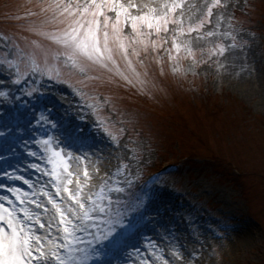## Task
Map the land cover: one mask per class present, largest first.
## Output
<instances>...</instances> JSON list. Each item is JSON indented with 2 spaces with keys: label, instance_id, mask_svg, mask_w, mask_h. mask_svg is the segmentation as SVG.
<instances>
[{
  "label": "rangeland",
  "instance_id": "rangeland-1",
  "mask_svg": "<svg viewBox=\"0 0 264 264\" xmlns=\"http://www.w3.org/2000/svg\"><path fill=\"white\" fill-rule=\"evenodd\" d=\"M213 2L184 0V23H170L169 32L161 31L160 38H166L162 47L149 44L145 51L143 45L135 44L138 57L129 47L135 71L117 53L131 83L114 72L90 67L88 74L100 79L85 82L87 87L81 88L85 98L73 90L81 79L78 72L73 75L62 69V79H71L72 84L31 72L16 82L17 68L25 72L33 52L40 46L56 45L32 30H50L40 24L42 15H27L39 12L41 0H0V69L6 73L4 80L17 85L24 99H38L49 84L67 87L79 104L77 109H84L82 125L90 124L88 135L106 137L120 150V159L106 168L107 176L97 178L99 182L89 193L96 198L97 208L108 207L104 213L91 212L98 217L95 220L76 221L80 226L75 239L66 241L73 248V264H111L107 262L110 254L100 249V242L137 231L141 221L136 218L139 213H133L142 207L158 214L161 206L149 200L159 191L175 196L177 217L192 236L205 241L202 252L194 246V255L202 257L199 264H264V0H221L213 8L211 22L205 21L198 32L173 31L202 19L206 5ZM180 12L177 9L173 18ZM125 32L132 34L130 26ZM208 32L214 35H206ZM172 35L177 36L176 43L186 47L176 52ZM151 39L157 40L155 30ZM220 45L226 48L223 53L218 51ZM230 56L239 60L240 72L228 66ZM10 62L15 63L10 66ZM35 113H39L37 109ZM98 115L107 121L103 127ZM105 127L112 129L115 139ZM46 135L55 137L52 126L45 127L40 136L33 134L32 139L41 146L49 179L53 177L49 174L53 170L51 151H45L40 142ZM59 146L71 153L64 142ZM55 170L61 171L59 166ZM0 185L8 190L5 181L0 180ZM110 229H115L111 235ZM61 251L67 254L66 248ZM176 253L172 250L165 257L162 250L160 256L170 264L176 258L183 259Z\"/></svg>",
  "mask_w": 264,
  "mask_h": 264
},
{
  "label": "snow or ice",
  "instance_id": "snow-or-ice-1",
  "mask_svg": "<svg viewBox=\"0 0 264 264\" xmlns=\"http://www.w3.org/2000/svg\"><path fill=\"white\" fill-rule=\"evenodd\" d=\"M220 3L221 0H214L213 3L207 4L206 14L202 19H198L195 24H189L187 28L180 26L174 28L173 31L180 34L185 31L198 32L205 21L211 22L213 8ZM37 7L39 8L38 13L29 12L27 15H42L43 19L40 24L49 27L50 30L44 31L42 28H33L32 30L38 31L53 41L56 47L44 48L40 46L39 51L33 52L27 70L21 72L17 68L16 82L19 83L24 76L31 72L40 73L41 76L47 75L57 82L72 84L71 79H62V69L73 75L78 72L81 79L76 81V85L79 87L73 85V90L87 98L81 90V88L87 87L85 82L100 79V76L88 74L90 67L98 66L109 72H114L131 83L132 81L121 69L116 54L119 53L127 61L128 66L135 71L129 57V47H132V52L137 57L140 53L134 46L135 44L143 45L145 51L149 44L154 48L162 47L166 38H160L159 34L161 31L169 32L168 25L170 23L183 25L185 4L184 0H163L156 4L144 3L143 0L141 3H135L134 0H127L126 3L124 0H41ZM131 9H136L137 12L133 13ZM177 9H181V12L178 17L173 18L172 14L176 13ZM221 19H223L222 16ZM129 26L132 34L125 32V28ZM153 30L157 34L159 43L157 40L151 39ZM206 35L212 36L214 33L208 32ZM171 39L176 52H179L182 47H186V45L176 43V35H172ZM166 51H169L171 55L170 50L166 49ZM187 51L191 53L192 49L188 47ZM218 51L223 53L226 48L224 45H220ZM37 57L40 62L37 61ZM11 63L15 62H10V66ZM136 75L139 76V73ZM0 95H6V93H0ZM98 118L103 121L102 127L107 124L103 117L98 115ZM44 122L56 126V121L41 112L36 123ZM105 131L115 139L111 128L105 127ZM40 142L45 146V151H51L49 162L53 164V170L49 174L55 176L60 182L57 192L67 193V199L63 204L52 195H49L48 199L54 205L52 214L58 218V224L63 226L64 241L70 242L75 239L76 221L95 220L98 217L90 215V213H104L108 205L97 208L96 198L91 194L85 196V185L91 181L92 176L85 165L82 173L85 179L83 183L80 182L79 174L72 170L73 165L70 163L73 160L72 154L66 152L64 147L59 146L63 141L46 135ZM54 144L56 146L52 147ZM32 155H36V153H32ZM81 159L83 158L81 157ZM33 166L35 167V165ZM57 166L60 167V172L55 170ZM65 171L67 175L62 179V173ZM94 171L99 172V168H95ZM72 177H76L74 188L68 187L73 184ZM99 190L104 191L103 184ZM4 199L8 200L9 198L4 197ZM107 199L111 201L112 197L109 196ZM85 200L91 203L86 204ZM23 203L24 201L21 200V204ZM32 203L35 204L36 201L33 200ZM39 207L44 208L45 205H39ZM19 212L24 213V218L18 215ZM25 218L30 223L26 224ZM100 218L102 219V217ZM33 220L40 221L42 228L46 226V222L40 220V215L31 209L18 207L13 210L6 204L0 203V264H35L36 261H39L40 264H73L71 243H61L60 240L52 242L46 236L37 234L33 231V223H31ZM47 223L50 224L51 220ZM116 223H120V221H116ZM69 225H71V229ZM114 231L115 229H110L109 235ZM62 248L67 249L66 255L60 253ZM176 255L179 256L180 253L177 252ZM164 264H168V261L165 260Z\"/></svg>",
  "mask_w": 264,
  "mask_h": 264
},
{
  "label": "bare ground",
  "instance_id": "bare-ground-1",
  "mask_svg": "<svg viewBox=\"0 0 264 264\" xmlns=\"http://www.w3.org/2000/svg\"><path fill=\"white\" fill-rule=\"evenodd\" d=\"M228 66L235 72L241 71L239 60L233 59L232 56L228 58ZM4 79H6V73L0 69V93H6V95H0V180H5V185L8 187V190L4 191L6 188L0 185V203L6 204L13 210L24 207L38 213L40 220L46 222V226L42 228L40 221L33 220L31 221L33 231L46 236L49 241L60 240L61 243H66L63 239V226L58 224V218L52 214L54 205L49 201L48 196L52 195L63 204L67 199V193L57 192L60 182L55 176L53 178L49 176L47 179L44 155H42L39 143L32 139L33 134L40 136L45 127H53L56 139L63 140L66 148L73 154L72 170L79 174L81 183L85 179L82 175L83 169L85 165L88 167L92 179L85 185V196L90 193L91 187L99 182L97 178L107 176L106 168H110V165L120 159V150L104 137H99L98 134L93 137L88 135L91 130L89 123L85 121L86 125H82L84 109L81 111L77 109L79 104L76 103L73 92L67 87L49 84V87H45L47 91L44 90V94L38 99L34 100L30 97L25 100L21 97V90L17 85L10 84ZM36 109L39 113H35ZM41 112L48 115L51 120L55 119L56 126L47 125L46 122L37 124L39 117L37 115ZM53 115H57L59 121ZM29 120L31 121L28 122ZM95 168H99V172L94 171ZM36 170H41V172L36 173ZM66 175L67 172H63L62 179ZM75 181L76 177L73 178V184L68 187L74 188ZM163 193L154 192V196L149 200L150 204L161 206L162 210H159L158 214H153L143 207L133 213L134 215L139 213L136 218L141 221L137 231L120 237L116 236L111 242L108 240L100 242L103 249L99 248L105 249L104 251L110 254L107 262L111 264H159L161 260V264H164L167 259L160 256L162 250L165 252V257L172 250L182 254L183 259L182 257L176 258L170 264H186L187 262L188 264H199V261H202L200 255H194V246H199V252H202L203 249L205 250V241L201 237L192 236L187 226L177 217L176 212L179 208L173 204L175 196L171 194L165 196L166 192ZM4 197L9 199L5 200ZM21 200L24 201L23 204ZM33 200L36 201L35 204L32 203ZM85 202L88 201L85 200ZM39 205H45V207L41 208ZM171 211L174 213L171 214ZM18 215L24 218L23 212H19ZM49 220H51L50 224L47 223ZM25 223H30V221L25 218ZM79 226L78 222L77 230ZM69 227L71 229V225ZM35 264H40V262L36 261ZM95 264L103 263L96 261Z\"/></svg>",
  "mask_w": 264,
  "mask_h": 264
}]
</instances>
